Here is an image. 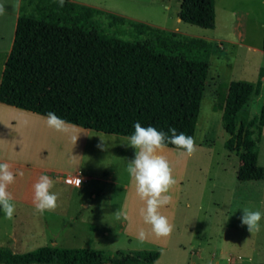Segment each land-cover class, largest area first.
Masks as SVG:
<instances>
[{
  "label": "trees",
  "instance_id": "16d2710c",
  "mask_svg": "<svg viewBox=\"0 0 264 264\" xmlns=\"http://www.w3.org/2000/svg\"><path fill=\"white\" fill-rule=\"evenodd\" d=\"M181 20L215 28L216 0H181ZM131 35L134 39L123 38ZM213 43L65 0H23L0 101L106 133L130 136L134 124L195 137ZM233 80L222 116L229 150L243 160L241 181L263 180L258 116L238 126V114L263 86ZM167 147L176 148L168 144ZM159 249L67 248L27 252L0 246V264H155Z\"/></svg>",
  "mask_w": 264,
  "mask_h": 264
},
{
  "label": "rangeland",
  "instance_id": "374dc122",
  "mask_svg": "<svg viewBox=\"0 0 264 264\" xmlns=\"http://www.w3.org/2000/svg\"><path fill=\"white\" fill-rule=\"evenodd\" d=\"M74 1L155 27L205 38L213 43L207 85L195 130L196 151L189 157L187 165V157L180 154L181 150L167 147L164 153L171 165L173 177L177 181L170 192L181 187L183 181L181 176L185 173L192 178L190 186L187 181H183L187 189L203 188L205 199L214 193L221 202L218 216L211 209L208 217L201 213L189 219L190 222L196 223L200 230L197 241L200 236L206 246V255H209L221 240L216 235L213 239H209L212 234L209 222L224 221L229 216L228 218L234 221L236 228L230 230L229 237H225V247L236 256L242 255L246 261H249L251 257L252 263L264 264V179L258 181L238 179L237 172L243 160L236 150L231 151L227 148L226 141L230 138V134L224 129L222 122L225 98L230 83L233 80H239L256 85L264 69V0H216L215 28H204L179 20L181 19L179 17L181 0ZM122 37L135 38L131 35ZM2 61L0 58V76L3 68ZM263 105L264 77L261 93L252 96L247 106L239 112L238 126L258 116ZM55 134L60 137L68 135L59 132ZM71 134L78 137L75 145L72 143L67 145L68 142L57 137L52 142L47 138L41 142L43 145L51 144V162L63 169L64 173L61 176L72 175L81 169L85 175L97 174L109 177L114 170L119 183L85 180L83 185L77 188L63 180H58V183L50 190L58 196V206L55 209L57 215L53 218L54 227L51 229L55 234H50L51 231H49L50 236L38 238L40 241H30L33 243L27 246V250L51 245L53 241H58L57 246L67 248L101 249L111 246L127 249L130 246H142L138 245L139 243L136 244V240L130 245L129 238L125 236L126 232L122 233L121 230L122 218H117L128 187L135 190L127 172L128 163L132 160L127 152L128 145L101 142L107 146L106 150H102L98 144L90 142L82 154L83 149L80 143L83 142V134L79 131H73ZM258 144L259 163L264 166V127ZM38 150L42 151L40 148ZM5 152L7 153V146L3 137L0 140V156H4ZM80 156L83 157L82 164L77 166ZM91 203L93 204L91 207H86ZM245 208L259 210L262 213L260 231L254 235H251L247 226L241 223ZM229 210L230 215L227 214ZM47 213L52 215L50 212ZM35 214L38 213L35 212ZM74 215L90 219L98 227L91 229L84 226L83 222L74 223L70 219ZM36 217L27 222L28 227L42 228V221ZM106 230L109 231V236L105 235ZM55 235L58 236L55 237ZM89 236L100 238L101 243L90 244L87 238ZM195 247H197L196 244L192 250H195Z\"/></svg>",
  "mask_w": 264,
  "mask_h": 264
},
{
  "label": "crops",
  "instance_id": "0c3cea01",
  "mask_svg": "<svg viewBox=\"0 0 264 264\" xmlns=\"http://www.w3.org/2000/svg\"><path fill=\"white\" fill-rule=\"evenodd\" d=\"M22 2L23 0H0V7L3 8V13L0 15V58L3 60L0 84L6 61L13 47ZM174 31L177 32V30ZM45 118L46 115L0 101V140L4 137V142L7 146V153L5 152L4 156H0V163H8L14 174L18 170L24 173L23 176L16 175L14 183L10 184L7 189L12 195L11 202L15 205L13 218L11 220L6 219L4 214L0 212V246H9L15 252L30 251L27 250V246L33 243L30 241H40L38 238L55 234L53 230L51 231L54 227L53 218H56L57 215L55 210L45 211L40 214L36 211L33 204V185L37 182L39 176L41 174L48 175L54 181V185H56L58 180H63L67 183L65 179L68 175H71L61 176L64 173L63 169L51 162V144H41L44 138L52 142L57 137L64 139L69 145V143H72L70 137L69 135L60 137V135L55 134L56 131L48 128ZM68 124L73 131H79L83 134V142L80 143L83 149L82 154L90 142L99 145L102 142L100 136L103 138V142L128 143L129 136L97 131L69 122ZM72 145L74 144L72 143ZM39 148L42 150L41 152L38 150ZM127 152L133 159L135 149L128 146ZM188 159L189 157H187L186 165L188 164ZM82 160L83 157L80 156L77 166H81ZM79 170L84 179L81 186L85 180L114 181L119 183L114 170H112V174L109 177L97 174L85 175L81 169ZM190 177L191 175L184 173L181 176V180L187 181L189 184L190 180H192ZM183 181L179 189L168 193L172 197L171 203L160 209L161 214L165 215L173 225V231L167 238L157 239L154 235H150L143 242L138 239L137 233L140 228L150 231V226L145 225L139 215L140 208L145 205L137 197L135 190L128 187L126 196L122 200L120 212H127L129 220L125 221L122 219L121 230L122 233L126 232L125 236L129 238L130 245L136 240V244L139 243L138 245L142 246H130L127 249H159L161 256L155 264H254L251 262V257H249V261H246L242 255L236 256L230 252L229 248L225 247V237H229L230 230L236 228L234 221L228 218L229 216L224 221L213 220L209 222L212 230L209 239H213V236L216 235L221 240L209 255L205 254L206 246L200 236L199 241H197L200 230L197 224L190 222L189 219L201 213L208 217L211 209L218 216L221 202L214 196V193L208 199H205V189L195 187L187 189ZM224 199L226 198L224 197ZM92 205L91 203L86 207H91ZM35 212L38 214H35ZM47 212L52 213V215ZM227 214L230 215V210L227 211ZM35 216L42 221V228L27 226V222ZM70 219L74 223L83 222L84 226L86 225L91 229L98 227L93 221L85 219L81 215L71 216ZM49 231L52 233L50 232L49 234ZM104 233L107 236L110 235L107 230ZM57 236L55 235V237ZM87 238L90 244L101 243L98 237L89 236ZM195 244L197 247L192 250ZM51 245L57 246L58 241H53ZM101 249L116 251L120 248L106 246Z\"/></svg>",
  "mask_w": 264,
  "mask_h": 264
},
{
  "label": "clouds",
  "instance_id": "9594fccd",
  "mask_svg": "<svg viewBox=\"0 0 264 264\" xmlns=\"http://www.w3.org/2000/svg\"><path fill=\"white\" fill-rule=\"evenodd\" d=\"M65 0H59L60 7L64 6ZM0 13L3 8L0 7ZM46 124L48 128L68 134L71 142L75 145L78 137L72 135L73 129L68 122L57 116L54 112L46 115ZM171 135L157 130L153 126L143 127L139 122L134 124V132L128 137L127 145L135 149L134 158L129 161L127 172L135 189V194L144 203L140 208L139 215L143 223L150 226V231L144 228L138 230V239L143 242L150 235L157 239L167 238L173 231V225L169 219L162 215L160 209L169 205L172 201L168 193L177 181L173 177L171 165L164 155L167 151V145H174L182 150L181 155L191 157L196 151L195 139L184 133L177 134L175 128L169 129ZM101 141L103 138L100 136ZM102 150H106V144L98 145ZM23 171H17L15 174L8 163H0V212L6 219L11 220L14 216L15 205L11 202L12 195L7 190L8 186L15 181V176H23ZM67 183L74 184L80 188L81 179L78 177L70 179ZM54 181L46 174H41L37 182L33 185V204L40 214L45 211H54L57 208V194L51 192ZM117 218L129 220L127 212L117 213ZM262 213L259 210L253 211L247 208L243 209L241 217L242 225L247 226V230L254 235L260 231V221Z\"/></svg>",
  "mask_w": 264,
  "mask_h": 264
},
{
  "label": "built area",
  "instance_id": "2783aa9c",
  "mask_svg": "<svg viewBox=\"0 0 264 264\" xmlns=\"http://www.w3.org/2000/svg\"><path fill=\"white\" fill-rule=\"evenodd\" d=\"M76 177H78L79 179H81V181L83 182V175H82V173L81 172H78V173H76V174H73V175H68L67 177H66V182L68 181V180H70V179H74V178H76ZM70 184V183H69ZM74 185V184H73Z\"/></svg>",
  "mask_w": 264,
  "mask_h": 264
}]
</instances>
